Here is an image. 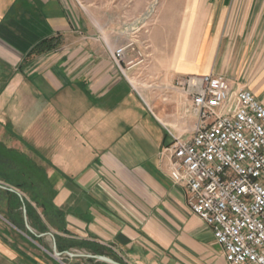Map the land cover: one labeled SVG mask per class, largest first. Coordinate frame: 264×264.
Returning a JSON list of instances; mask_svg holds the SVG:
<instances>
[{"label":"crops","instance_id":"0c3cea01","mask_svg":"<svg viewBox=\"0 0 264 264\" xmlns=\"http://www.w3.org/2000/svg\"><path fill=\"white\" fill-rule=\"evenodd\" d=\"M209 73L264 105V0H0V264H229L164 152Z\"/></svg>","mask_w":264,"mask_h":264},{"label":"built area","instance_id":"2783aa9c","mask_svg":"<svg viewBox=\"0 0 264 264\" xmlns=\"http://www.w3.org/2000/svg\"><path fill=\"white\" fill-rule=\"evenodd\" d=\"M126 47L113 57L121 65ZM170 89L195 118L164 152L187 204L212 230L229 264H264V105L214 73L180 75ZM190 131V130H183Z\"/></svg>","mask_w":264,"mask_h":264},{"label":"rangeland","instance_id":"374dc122","mask_svg":"<svg viewBox=\"0 0 264 264\" xmlns=\"http://www.w3.org/2000/svg\"><path fill=\"white\" fill-rule=\"evenodd\" d=\"M156 6H157V2L155 4H153V6H151L149 8V12L147 13V18L145 19L144 23L139 24L138 26H134L132 27L131 24H134L135 22V15H130L128 14L126 16L127 19H125V16H121L122 21L127 20V24H128V28L131 29V31L128 33V36L125 38L128 42L130 39H135L136 36L138 35V37L141 38V35H143V37L145 38H149L150 33H151V28H152V22L153 19L156 15ZM147 6L145 5V10H146ZM134 22V23H133ZM131 25V26H130ZM134 46H129V51H131L132 55L135 56V51L133 50Z\"/></svg>","mask_w":264,"mask_h":264},{"label":"water","instance_id":"95a60500","mask_svg":"<svg viewBox=\"0 0 264 264\" xmlns=\"http://www.w3.org/2000/svg\"><path fill=\"white\" fill-rule=\"evenodd\" d=\"M0 186H2V185H0ZM55 251H56V253H57L58 255H61L60 252H57L56 247H55ZM88 257H89L91 260H93L94 258H99V259L104 260V261H107V262H111V263H114V264H120V263H118V262H116V261H114V260L108 258L107 256H94V255H88Z\"/></svg>","mask_w":264,"mask_h":264},{"label":"trees","instance_id":"16d2710c","mask_svg":"<svg viewBox=\"0 0 264 264\" xmlns=\"http://www.w3.org/2000/svg\"><path fill=\"white\" fill-rule=\"evenodd\" d=\"M45 48V46H43L42 44H39L36 48L35 51H41ZM34 198V197H33ZM36 200V199H35ZM38 202V200H36ZM31 214L34 213V210H30Z\"/></svg>","mask_w":264,"mask_h":264}]
</instances>
